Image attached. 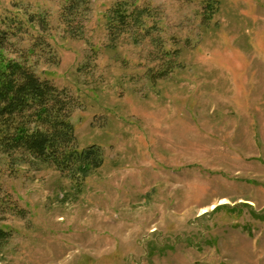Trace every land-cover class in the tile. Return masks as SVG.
<instances>
[{"label":"rangeland","instance_id":"1","mask_svg":"<svg viewBox=\"0 0 264 264\" xmlns=\"http://www.w3.org/2000/svg\"><path fill=\"white\" fill-rule=\"evenodd\" d=\"M204 1L0 0L104 161L77 187L0 146V264H264V0Z\"/></svg>","mask_w":264,"mask_h":264},{"label":"trees","instance_id":"2","mask_svg":"<svg viewBox=\"0 0 264 264\" xmlns=\"http://www.w3.org/2000/svg\"><path fill=\"white\" fill-rule=\"evenodd\" d=\"M220 2L204 1L208 18L219 9ZM127 10L123 5L115 9L111 20L113 34L124 32L130 24L143 30L144 17L151 14L147 8ZM12 48L9 34L0 29L1 148L8 154L24 152L33 160L53 165L75 186L82 187L103 166L102 150L97 146L79 148L71 121L75 99L51 81L42 79L33 66L10 57ZM5 236L0 229V238Z\"/></svg>","mask_w":264,"mask_h":264}]
</instances>
